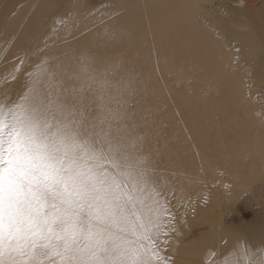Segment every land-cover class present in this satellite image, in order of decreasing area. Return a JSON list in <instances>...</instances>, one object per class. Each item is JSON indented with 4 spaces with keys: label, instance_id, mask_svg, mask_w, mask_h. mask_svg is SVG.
<instances>
[{
    "label": "bare ground",
    "instance_id": "bare-ground-1",
    "mask_svg": "<svg viewBox=\"0 0 264 264\" xmlns=\"http://www.w3.org/2000/svg\"><path fill=\"white\" fill-rule=\"evenodd\" d=\"M51 1L24 0L19 5V0H0V105L4 106L0 141L6 147L7 125L19 106L27 103L25 97L41 100L55 127L66 115L58 106L71 102L73 94L83 88L81 95L89 100L88 115L103 120L100 127L111 132V138L101 135L98 139L104 169L113 174L115 160L121 165L118 179L122 181L130 167L142 168L147 175L146 184L126 182L131 197L126 212L129 230L121 233L113 225L114 233L135 239L131 228L137 234L142 231L139 225L156 201L168 207L165 201L173 199L190 207L198 200L196 212L185 206L177 211L184 230L186 217L198 221V226L211 227L205 242L190 247L189 264L264 261V234L257 236L253 250L244 236L226 231L209 206L215 202L208 185L221 183L223 197L231 203L235 193L230 187L248 179L250 168L257 163L264 172V124L260 119L255 122L259 105L250 100L245 76L239 74L241 81L235 78L234 54L225 51L215 30L213 34L203 24L200 27L198 11L190 17L192 1L116 0L105 12L87 18L79 11L83 3L78 0L73 3L72 21L56 22L52 42L45 38ZM234 26L233 34L248 48L250 62L264 51V18L250 17ZM257 71L263 83L264 64ZM218 106L226 107L231 117ZM229 118L250 120L257 127L253 140L236 147V158L230 164L237 173L236 182L229 176L219 179L222 171L230 170L224 165L232 152L221 133V123ZM217 149L220 157L215 154ZM258 179L259 186H264V176ZM173 218L162 217L168 224V230L158 231L162 246L168 239L166 233L174 232ZM155 246L149 242L154 264H165ZM181 248L188 252L186 246ZM50 256L52 264H58V258ZM41 259L50 264L49 257Z\"/></svg>",
    "mask_w": 264,
    "mask_h": 264
},
{
    "label": "snow or ice",
    "instance_id": "snow-or-ice-1",
    "mask_svg": "<svg viewBox=\"0 0 264 264\" xmlns=\"http://www.w3.org/2000/svg\"><path fill=\"white\" fill-rule=\"evenodd\" d=\"M82 92L58 106L66 115L55 127L44 103L28 97L7 125L6 147L0 141V264H43L42 257L52 264L50 253L58 264H154L149 242L168 230L162 217L173 213L156 201L142 231L131 228L135 239L112 231L129 230L126 182L146 184L147 175L130 167L122 181L115 160L113 174L104 169L98 139L111 132L88 115Z\"/></svg>",
    "mask_w": 264,
    "mask_h": 264
},
{
    "label": "rangeland",
    "instance_id": "rangeland-1",
    "mask_svg": "<svg viewBox=\"0 0 264 264\" xmlns=\"http://www.w3.org/2000/svg\"><path fill=\"white\" fill-rule=\"evenodd\" d=\"M77 1L78 0L51 1L50 12L46 15L45 32L47 33V35L45 38L49 37L50 39L49 41L51 42L53 41L54 39L53 33L56 27L55 26L56 22L63 24V23H70L72 21V11H73L72 9H74L73 3ZM81 1L83 4H81L82 7L79 6V11L84 16L89 18L96 14L105 12L108 5L110 3L112 4L116 0H81ZM191 1L192 3L189 2V4L191 3L190 5L192 7V9L189 10L190 17L194 18V16L196 15L195 11H198L200 27L203 24L202 28L208 29V31L212 32L213 34L215 30V34H217L216 38H218L219 40L221 39L220 42L221 43L223 42V44H225L224 46L222 44V47L227 49L225 51H227L228 53L231 51V53L234 54L233 56L235 58L236 66L238 67V68L237 67L234 68L235 78L241 81L240 79H242L243 76H245L243 80L246 82L248 93L252 96L250 100L253 104L259 105L258 106L259 108H257V113L255 111V116H256L255 122L257 119H260L264 124L263 121L264 120V82L262 83L260 79L259 71H257L264 64V51L259 52V55H257L252 61L248 62L247 61L248 48H245L246 45L241 43L236 38L235 34H233L234 32L233 28H235L236 26L232 27L233 25H238V24L243 25V23L248 21L250 17H256L261 21L264 18V0H191ZM23 2L24 0H19V5H22ZM194 3L196 4V6ZM197 5H199V7ZM197 7L199 8V10ZM215 17H219V19L217 18L215 19ZM239 74L240 76L242 75L241 76L242 78H240ZM218 109L222 113L228 114L231 117V114L227 112L226 107L218 106ZM230 119L231 118L224 120L221 123L222 124L221 133H222L223 141L228 145V147L231 149L232 152L229 154L230 160L224 165V168L230 170L225 172L222 171L221 178L219 179L222 178L224 179L227 176H229V180H231L232 182H236V179H234V177L235 175H237V173L231 170L232 165H230L233 163V160L236 158L235 155L237 153L236 147L237 145L240 146L242 142L245 143L248 140H253L252 138L254 137V133H256L257 127L256 128L253 127L255 125L254 124L252 125V122L250 120L243 121L239 119L236 122L235 120H230ZM236 140H238L239 142ZM213 144L214 147H216L217 142L215 141L213 142ZM219 152L220 151L218 149L215 151V154L218 157L221 156V153L219 154ZM250 169H252L251 172L252 175H250L248 179L239 180L237 186L233 185L230 187V189L233 190L235 193V197H234L235 200H233L231 203L227 202L228 200L225 201L222 194L223 187L221 183L218 182L216 183L217 185L216 184L213 185L212 183H210L212 185L210 186L208 185L207 188L212 193L211 194L212 201L216 203V204L210 203L209 206L212 207L211 210H214L215 213L217 212L216 216L219 217L220 220L222 221L223 228L226 231H231V233L234 232L244 236L247 242L249 243V245L251 246V248L253 249V242L256 240V238L264 234V231L261 232L262 229L264 230V186H259L260 181L258 179L259 177L264 176V172L262 166L258 165L257 163L254 165L253 168ZM260 169L262 170L260 171ZM241 170H244V168ZM222 175H224V177ZM253 178L254 181H251V179ZM213 186L216 192H214ZM247 186L248 187L250 186V188L248 189ZM215 196L219 197L220 198L219 201H221L222 203L219 202L218 200H213V198H216ZM165 202L166 205L173 212L172 217H174L173 226H175L174 227L175 233L172 231L166 233L167 236L166 238L168 239L163 240L164 246L158 244L159 243L158 240L154 242V245H157L155 246V248L159 253L158 254L159 259L165 262V264H189L188 263L190 261L189 259L193 257L190 253V247L193 245H200L203 242H205L204 237L209 234L211 227L210 225H206V224L198 226L197 224L198 221H193L191 220V218L186 217L188 230L187 229L184 230V224H182L180 221V213L177 211H179L181 206L189 207L188 204L185 205L182 202L180 203L175 202L173 199H169ZM194 202L193 204L195 205H193L192 203L189 204L190 207L187 208L188 210L193 209V211H195V207L198 205L200 206V202L198 200ZM198 220L199 222H201L202 219L198 217ZM178 242H179L178 245L174 244ZM254 243H257V241H255ZM185 246L187 247L186 251L188 250V252H184L185 249L182 248L180 250V247H185ZM253 250H255V247ZM258 264H264V261H261Z\"/></svg>",
    "mask_w": 264,
    "mask_h": 264
}]
</instances>
